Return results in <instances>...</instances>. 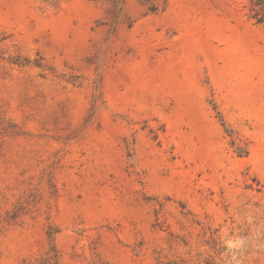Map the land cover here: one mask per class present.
<instances>
[{
	"label": "rangeland",
	"instance_id": "1",
	"mask_svg": "<svg viewBox=\"0 0 264 264\" xmlns=\"http://www.w3.org/2000/svg\"><path fill=\"white\" fill-rule=\"evenodd\" d=\"M250 10L0 0V264H264Z\"/></svg>",
	"mask_w": 264,
	"mask_h": 264
},
{
	"label": "trees",
	"instance_id": "2",
	"mask_svg": "<svg viewBox=\"0 0 264 264\" xmlns=\"http://www.w3.org/2000/svg\"><path fill=\"white\" fill-rule=\"evenodd\" d=\"M251 4L250 19L264 29V0H249Z\"/></svg>",
	"mask_w": 264,
	"mask_h": 264
}]
</instances>
